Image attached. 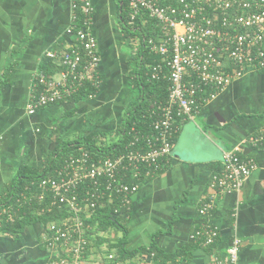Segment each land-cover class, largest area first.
Masks as SVG:
<instances>
[{"label":"crops","instance_id":"1","mask_svg":"<svg viewBox=\"0 0 264 264\" xmlns=\"http://www.w3.org/2000/svg\"><path fill=\"white\" fill-rule=\"evenodd\" d=\"M89 1L100 54L98 92L84 101H63L28 114L40 63L48 52L60 54L72 42L65 33L72 0H0V80L10 69L0 86V196L21 166H43L56 146L59 125L64 137L81 126L91 133L112 130L138 95L128 74L138 40L126 37L120 27L123 0ZM263 128L264 68H247L202 104L193 119L180 122L162 172L145 180L129 198L125 246L153 242L166 252L175 251L192 240L202 220L198 208L213 197L209 222L219 228L218 241L211 251L203 246L193 250L190 264H207L213 257L224 260L233 238L241 242L238 264H264V147L247 142ZM233 148L253 158L256 168L238 191L215 193L210 176L221 168L223 152ZM43 231L39 222L19 233L0 231V264H45ZM131 261L152 264L148 254ZM107 263L92 255L86 258V264Z\"/></svg>","mask_w":264,"mask_h":264},{"label":"built area","instance_id":"2","mask_svg":"<svg viewBox=\"0 0 264 264\" xmlns=\"http://www.w3.org/2000/svg\"><path fill=\"white\" fill-rule=\"evenodd\" d=\"M162 1L128 0L131 20L145 10L160 26L158 41L148 42L150 51L161 57L160 62L149 66V79L169 80L165 99L155 101L148 111L149 133L132 130L131 138L114 156L94 158L86 151L70 155L56 169L55 176L42 178L35 185L34 196L32 188L27 187L28 194L17 198V203L48 199L46 210L58 204L65 210L61 219L44 224L42 240L48 251L45 264H86L89 225L85 219L89 214L112 202L128 208L129 198L141 180L164 167L180 122L193 119L202 104L215 98L247 68H264V0ZM79 3L80 19L76 11ZM71 10V23L65 33L72 42L60 54L47 53L58 60L56 74H34L28 114L66 101L86 80L99 86L100 54L91 29L90 1L72 0ZM247 142L264 147V128L248 136ZM255 168L254 159L241 155L238 148L226 150L221 168L210 176L209 186L215 193L238 191ZM213 209V197L199 206L202 220L191 234L192 240L216 245L219 228L209 222ZM2 213L12 220V208ZM240 243V239L233 238L226 258L213 257L207 264H238Z\"/></svg>","mask_w":264,"mask_h":264},{"label":"trees","instance_id":"3","mask_svg":"<svg viewBox=\"0 0 264 264\" xmlns=\"http://www.w3.org/2000/svg\"><path fill=\"white\" fill-rule=\"evenodd\" d=\"M77 1L79 2V0ZM160 2L163 3L162 0ZM79 5L80 3L76 11L80 19L82 12ZM119 24L126 37L138 40V46L133 55L134 66L128 73L132 86L138 93L135 101L123 112L122 120L116 128L104 132L86 133L79 137H57L56 146L46 156L42 167L29 168L21 166L0 196L1 232L19 233L28 225L38 222L44 225L48 221L59 220L65 216V210L59 204L50 210H46L45 205L48 199L38 201L34 198L30 203H25L22 200L17 203V198L21 194H28L27 187L32 188L31 194L34 196L35 185L42 178L55 176L56 169L65 158L79 154L81 151L88 152L94 158L114 156L123 149L124 144L131 138L132 130L149 133L150 119L148 111L155 101L165 99L169 86L167 77L151 80L147 74L149 66L161 60L159 55L150 51L148 43L150 40L158 41L161 35L160 26L145 10H140L135 18L131 20L128 0L122 2ZM6 70L8 71L4 72L3 79L0 80V86L8 80L10 69L7 68ZM38 70L49 76L59 70V66L49 57H45ZM97 92L98 87L91 84V81L86 80L83 86L66 101H84ZM177 132L178 130L172 138V143ZM163 168L154 176L161 173ZM149 178H143L140 183L142 184ZM5 208H12L13 218L11 221L7 220L5 213H2ZM127 210L128 208L120 206L119 202H112L95 209L89 214V217L85 219V222L89 225L86 233L88 239L86 258L92 255L99 263H105V260H108L107 264L121 262L134 264L131 260L135 256L152 254V264H190L193 250L203 246L211 251V248L214 247L213 245L204 244L201 239H193L173 252H166L153 242L149 246L129 249L125 246L127 242ZM110 232H113L112 235H108ZM109 254H112L111 259H108Z\"/></svg>","mask_w":264,"mask_h":264},{"label":"rangeland","instance_id":"4","mask_svg":"<svg viewBox=\"0 0 264 264\" xmlns=\"http://www.w3.org/2000/svg\"><path fill=\"white\" fill-rule=\"evenodd\" d=\"M57 125H58V122L56 123ZM82 128L79 130V132H71L70 133V138H72V137H79V136H81V135H83V134H86V133H91V132H89V130H84L83 131V129H87V126H85V127H83V126H81ZM89 129V128H88ZM62 130H61V127H60V125H59V130H58V133H57V136H58V138L59 137H64V135H63V133L61 132ZM81 131V132H80ZM95 133H97V132H95ZM67 137H69V135L67 136ZM112 233L113 232H110L108 235H112Z\"/></svg>","mask_w":264,"mask_h":264}]
</instances>
